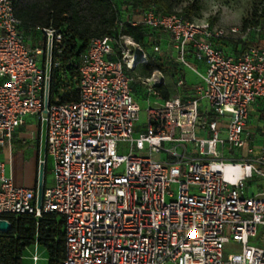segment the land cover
<instances>
[{
    "label": "built area",
    "instance_id": "built-area-1",
    "mask_svg": "<svg viewBox=\"0 0 264 264\" xmlns=\"http://www.w3.org/2000/svg\"><path fill=\"white\" fill-rule=\"evenodd\" d=\"M13 4L0 0V147L34 117L45 125L53 181L42 179L38 198L37 188L16 187L0 163V220L59 215L65 256L58 264H264V189L245 191L251 179L264 183V147L255 153L246 131L250 105L264 104V49L225 54L213 42L237 31L177 13L147 10L126 20L167 35L175 63L199 79L168 99L143 81L146 99L161 103L137 125L140 107L123 70L136 62L124 36L117 60L106 59L113 39L92 38L79 56L78 100L51 103V52L62 34L41 28L43 47H31ZM175 86L184 89V80ZM229 243L238 251L223 261Z\"/></svg>",
    "mask_w": 264,
    "mask_h": 264
},
{
    "label": "trees",
    "instance_id": "trees-1",
    "mask_svg": "<svg viewBox=\"0 0 264 264\" xmlns=\"http://www.w3.org/2000/svg\"><path fill=\"white\" fill-rule=\"evenodd\" d=\"M13 9L14 15L21 22L22 34L31 47H43L41 28L58 29L62 34L61 42L55 45L51 52L49 73L51 103H72L78 100L79 56L88 48L92 38L107 37L118 41L119 36H126L141 45L147 43L153 31L144 26L130 27L126 20L147 10L163 15L176 13L172 11L171 3L167 0H125L120 4H116L114 0H14ZM190 13L191 10L185 8L177 14L184 20L190 21ZM34 32L35 35H33ZM33 37L36 41L35 45L29 43L33 41ZM230 40L214 41V47L225 54L234 56L249 47L264 49V38H261L241 44L234 41L237 45L239 43V48L225 50L222 45L233 42ZM117 46V44L113 46L114 51ZM117 56L106 57V59L117 60L120 59L121 54L118 53ZM150 58L153 63L148 61L142 63L139 69L137 64L132 69L123 67L125 74L132 79L130 84L132 92L137 87L139 92L145 95L144 87L137 83L136 79L148 78L154 71L171 67L165 59L152 56ZM187 58L193 66L200 64L193 60L192 56ZM182 69L176 68L171 76L174 79L179 78ZM155 88L163 99L169 98V93L163 85L155 86ZM4 219L9 223L10 230L0 233V264H21L25 249L35 243L45 250L47 264H58L64 259V225L59 215L45 214L37 223L31 215H12Z\"/></svg>",
    "mask_w": 264,
    "mask_h": 264
},
{
    "label": "crops",
    "instance_id": "crops-1",
    "mask_svg": "<svg viewBox=\"0 0 264 264\" xmlns=\"http://www.w3.org/2000/svg\"><path fill=\"white\" fill-rule=\"evenodd\" d=\"M134 17L130 19L138 21L141 16L137 19ZM151 39H154L155 45L159 48L163 44H169L168 37L164 33L153 32ZM115 44L118 45V50L116 48L114 51L113 46ZM110 48L112 52L107 55V57L115 58L118 57V53L121 54L119 41L117 42L112 40L110 42ZM137 56L138 54L135 52L134 57L136 58ZM173 62H175L174 59ZM195 67L200 71L203 70L202 64H197ZM180 68L181 67H179V69ZM181 74L180 78H182L185 82L184 89L176 88V77L174 84H172L170 88L169 86L164 85V81L161 78L154 79V82H156V86L163 85L167 89L168 93L172 92L173 94L169 97L176 96L178 94H187L198 83L199 79L195 74L193 77L189 75L186 69H182ZM153 77L154 75H151L148 79L152 81ZM136 80L143 86V81H141L140 77ZM171 88H175V90H172ZM135 101L137 102L136 99ZM246 131L250 134V139L247 145L252 147L254 152L257 153L262 147H264L263 103L256 101L250 105L246 121ZM0 163L4 164L5 175L11 177L12 182L16 187L35 190L37 188L39 171L42 170V179L45 181L47 174L52 172L53 166V161L47 152L45 125L38 122L32 116H26L23 123L14 131L10 143L6 146L0 147ZM247 187L251 191L250 195H254L264 189V183L259 179H251L247 182Z\"/></svg>",
    "mask_w": 264,
    "mask_h": 264
},
{
    "label": "rangeland",
    "instance_id": "rangeland-1",
    "mask_svg": "<svg viewBox=\"0 0 264 264\" xmlns=\"http://www.w3.org/2000/svg\"><path fill=\"white\" fill-rule=\"evenodd\" d=\"M116 4H120L121 1L125 0H114ZM171 3L172 6V11L176 13H181L183 9L189 8L191 10V13L189 15V19L191 22L194 23H201V13L202 11L206 8V0H167ZM221 2L224 5H227L229 7L231 6H240L243 5L245 8V13L246 15L244 16L242 23L240 25H232L233 28H237V34L235 35V39H231L228 44H223L222 47L225 50L230 51L233 47L236 49L239 48V43L235 42H250V41H257L261 38H264V0H221ZM141 16L137 15L134 18L137 19ZM220 20V15L219 13L215 15H210L207 23L213 27L216 28H222L226 32H228L231 28L225 29L222 25L219 24ZM36 32V31H35ZM35 32L33 35H35ZM152 36L148 37L147 43H142L141 45L137 44L134 42L135 47L129 46L127 43V40L132 41V39L129 37H124L122 41L126 43V45L131 49V55L134 54L135 52L138 54L136 58L131 57L130 62H136L137 68H140V64L145 63L142 59V55L146 56V62L148 63H153L151 62V56L154 58H159V59H165L166 63H170L169 68H163L162 71H154V73H151V75H154L152 81L156 78H161L164 81V85L169 86V88L174 84V77L171 76L175 71L176 68H179L175 62H173L174 59V53L172 49L170 48V45L166 43L161 45L160 47V52L159 53H154L152 51L153 46L155 45L154 39H151ZM30 44L35 45L36 41L33 37V41H29ZM174 63V64H172ZM172 64V65H171ZM167 65V64H166ZM187 73L191 75L192 77L194 76V73L191 70H187ZM151 75L148 77L150 78ZM148 78H143L140 77L141 81H146ZM138 83L139 81L136 80ZM156 83V82H154ZM172 89V88H171ZM172 90H175L172 89ZM173 93H169L168 95L171 96ZM132 96L137 100L139 107H140V113H139V119L137 122V125H142L146 122V114L145 110L147 109L148 106L153 105V102H157L158 104L161 103V100H155L154 97H150L149 100L146 99V95H143V93L139 92V88H135V91L132 92ZM53 181V174L48 173L45 179L46 185H50L51 182ZM247 195H250L251 191L248 187L245 189ZM238 251V245L229 243L228 245L225 246L224 248V253L222 260H226V256L228 253H234ZM34 253V246H30L25 249L22 259H21V264H34V262L31 259V256ZM37 255H38V261L35 264H47V255L45 250L38 246L37 249Z\"/></svg>",
    "mask_w": 264,
    "mask_h": 264
},
{
    "label": "clouds",
    "instance_id": "clouds-1",
    "mask_svg": "<svg viewBox=\"0 0 264 264\" xmlns=\"http://www.w3.org/2000/svg\"><path fill=\"white\" fill-rule=\"evenodd\" d=\"M206 8L201 13V26L207 27V20L210 15H215L219 13L220 20L219 24L225 29L231 28L232 32L238 31L237 28H233L232 25H240L245 13V8L243 5L240 6H227L224 5L221 0H206Z\"/></svg>",
    "mask_w": 264,
    "mask_h": 264
},
{
    "label": "water",
    "instance_id": "water-1",
    "mask_svg": "<svg viewBox=\"0 0 264 264\" xmlns=\"http://www.w3.org/2000/svg\"><path fill=\"white\" fill-rule=\"evenodd\" d=\"M41 183H42V170L38 173V183H37V195L40 197L41 192ZM10 230V225L4 220H0V233H6Z\"/></svg>",
    "mask_w": 264,
    "mask_h": 264
}]
</instances>
